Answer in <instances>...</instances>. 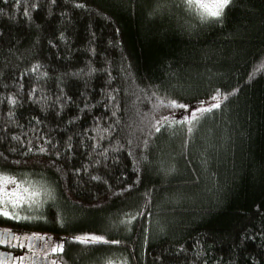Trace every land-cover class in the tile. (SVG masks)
Returning a JSON list of instances; mask_svg holds the SVG:
<instances>
[{
	"label": "trees",
	"instance_id": "trees-1",
	"mask_svg": "<svg viewBox=\"0 0 264 264\" xmlns=\"http://www.w3.org/2000/svg\"><path fill=\"white\" fill-rule=\"evenodd\" d=\"M216 90L191 133L156 107ZM0 173L45 201L0 225L65 241L58 264H264V0L207 23L183 0H0Z\"/></svg>",
	"mask_w": 264,
	"mask_h": 264
},
{
	"label": "snow or ice",
	"instance_id": "snow-or-ice-1",
	"mask_svg": "<svg viewBox=\"0 0 264 264\" xmlns=\"http://www.w3.org/2000/svg\"><path fill=\"white\" fill-rule=\"evenodd\" d=\"M183 2L188 6L189 10L195 11L199 16L202 22L207 23L208 21H222L226 10L230 7V5L234 2V0H183ZM52 3H55V0H52ZM38 10L37 5H33ZM23 15L26 20L31 15V10L29 8H25L23 11ZM40 64H36L32 66V71L38 74V77L46 76L47 73H40ZM90 71H94V69H90ZM32 92H35V89H32ZM155 95V93H153ZM111 99H115V97H110ZM211 101L214 103H210L205 106L204 102H200L199 105H190L188 103H180L175 99L169 100L167 103L161 100L160 104L156 107H166L172 109H183L186 115L183 116L181 120L176 121V124H184L187 125L186 131L191 133L193 131V127L196 122L199 121L203 117L204 114L211 113L214 110H218L221 108L224 100L228 99L227 95H222L219 90H216L215 94L211 96ZM12 105L17 103L15 98H12L9 101ZM115 115V112L112 113ZM168 122V116H162L155 120V123L151 125V130L160 133L163 130H167V128L172 127L173 125ZM47 143H51V141H46ZM131 143V141H130ZM147 144V141L144 142ZM95 147V145H94ZM41 152L47 151V149L41 147L39 149ZM131 154V153H130ZM94 180H98L99 177H93ZM15 185V188L11 191L8 190V185ZM43 188V186H41ZM41 191L40 189L28 184L27 182L17 183V180L14 178H9L7 176L0 175V217H5L7 219H16V220H27L28 216H21L19 212L21 210H31L33 212H38L40 207L45 202L40 199ZM45 196L49 197L50 193L45 189ZM137 214H132L127 221H123V223H130L132 219L136 218ZM38 217H32V219H36ZM20 237L16 236L11 232H0V243H4L7 241L10 245L13 240H19ZM31 241H41L43 242V247L53 255H57L59 257L60 254L64 252V244L65 241H53L51 238H46L44 236H32L30 238ZM74 240L80 245L88 246V245H119L121 243L120 240L117 239H106L103 235H82L74 237ZM18 247L23 248V244L17 245ZM35 246V245H33ZM52 264H56V261L53 260Z\"/></svg>",
	"mask_w": 264,
	"mask_h": 264
},
{
	"label": "flooded vegetation",
	"instance_id": "flooded-vegetation-1",
	"mask_svg": "<svg viewBox=\"0 0 264 264\" xmlns=\"http://www.w3.org/2000/svg\"><path fill=\"white\" fill-rule=\"evenodd\" d=\"M0 232H11L20 237L19 240H13L11 245L7 241L0 243V264H52L53 260L58 264L57 255L50 254L43 247V242L26 239L32 236H44L53 241H59L54 236L43 232L24 231L1 225ZM19 244H23L24 247H18Z\"/></svg>",
	"mask_w": 264,
	"mask_h": 264
},
{
	"label": "rangeland",
	"instance_id": "rangeland-1",
	"mask_svg": "<svg viewBox=\"0 0 264 264\" xmlns=\"http://www.w3.org/2000/svg\"><path fill=\"white\" fill-rule=\"evenodd\" d=\"M205 106H207V105H205ZM184 115H186V113H185L184 110H183V111L179 112L178 114H176L175 116H173V118H171L170 121H178V120H181V119L183 118ZM0 175L7 176V177H9V178H14V177H12V176L5 175V174H3V173H0ZM14 179H16V178H14ZM16 180H17V183H23V182L19 181L18 179H16ZM14 188H15V185H12V184H9V185H8V190H9V191L13 190ZM86 235H91V234H86Z\"/></svg>",
	"mask_w": 264,
	"mask_h": 264
}]
</instances>
